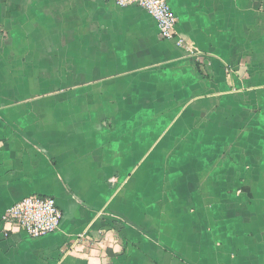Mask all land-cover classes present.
<instances>
[{"label":"crops","instance_id":"0c3cea01","mask_svg":"<svg viewBox=\"0 0 264 264\" xmlns=\"http://www.w3.org/2000/svg\"><path fill=\"white\" fill-rule=\"evenodd\" d=\"M168 2L0 0V264H264V0Z\"/></svg>","mask_w":264,"mask_h":264},{"label":"built area","instance_id":"2783aa9c","mask_svg":"<svg viewBox=\"0 0 264 264\" xmlns=\"http://www.w3.org/2000/svg\"><path fill=\"white\" fill-rule=\"evenodd\" d=\"M119 7L137 6L145 10L156 22L159 36L162 40L178 39V18L171 9L168 0H114ZM178 45L183 40L178 39ZM63 220V213L57 201L51 196L30 195L9 207L2 216L3 232L25 234L32 239H40L59 231ZM82 242L90 244L96 242L81 236ZM87 239V240H86Z\"/></svg>","mask_w":264,"mask_h":264},{"label":"rangeland","instance_id":"374dc122","mask_svg":"<svg viewBox=\"0 0 264 264\" xmlns=\"http://www.w3.org/2000/svg\"><path fill=\"white\" fill-rule=\"evenodd\" d=\"M50 236V235H49Z\"/></svg>","mask_w":264,"mask_h":264}]
</instances>
